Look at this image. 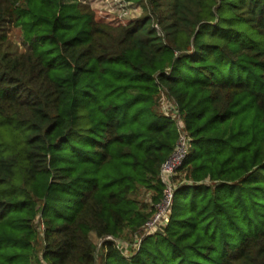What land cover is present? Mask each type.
Here are the masks:
<instances>
[{"label": "trees", "instance_id": "trees-1", "mask_svg": "<svg viewBox=\"0 0 264 264\" xmlns=\"http://www.w3.org/2000/svg\"><path fill=\"white\" fill-rule=\"evenodd\" d=\"M131 1L0 0V264H264V0Z\"/></svg>", "mask_w": 264, "mask_h": 264}, {"label": "rangeland", "instance_id": "rangeland-1", "mask_svg": "<svg viewBox=\"0 0 264 264\" xmlns=\"http://www.w3.org/2000/svg\"><path fill=\"white\" fill-rule=\"evenodd\" d=\"M80 2L93 13L96 20L113 25H123L124 23L140 17L143 13L142 4L131 0H80ZM9 38L15 45L18 46L20 51L24 50V47L21 44L19 29H12L9 33ZM158 109L161 112L172 115L175 113V108L171 100L167 98L164 92L161 93ZM136 196L140 206L143 205L142 210L149 212L152 208L155 209L154 215L150 218L152 222L155 220L154 225H150L149 227L146 226V228H143L142 232L149 231V229L154 228L155 225L163 224V222L167 219L168 206L166 201L163 200L156 205L153 201L155 192L153 190H145V188H140L137 191ZM157 215H159V217L158 219H155ZM92 238L98 243V245H100V241L98 239H96L93 235Z\"/></svg>", "mask_w": 264, "mask_h": 264}, {"label": "built area", "instance_id": "built-area-1", "mask_svg": "<svg viewBox=\"0 0 264 264\" xmlns=\"http://www.w3.org/2000/svg\"><path fill=\"white\" fill-rule=\"evenodd\" d=\"M176 121H177V125L180 128L181 135H180V138L176 144V148L174 149L173 153L162 164V167H161V178L163 182L166 184L165 197L163 200L166 201L167 206H168L167 208H169L171 200H172V196H173V190L170 185L169 178L170 176L173 175V171L182 164L184 158L186 157L187 147H188V144H187L188 139L184 131H182V122L179 116H176ZM158 217L159 215H157L155 219H158ZM151 222L152 220L148 221L146 226L149 227L150 225H154L155 220L152 223Z\"/></svg>", "mask_w": 264, "mask_h": 264}]
</instances>
